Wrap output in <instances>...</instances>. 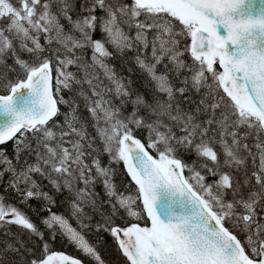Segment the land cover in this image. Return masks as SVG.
I'll return each mask as SVG.
<instances>
[{"label": "snow or ice", "instance_id": "6c2138e0", "mask_svg": "<svg viewBox=\"0 0 264 264\" xmlns=\"http://www.w3.org/2000/svg\"><path fill=\"white\" fill-rule=\"evenodd\" d=\"M105 236L264 264V0H0V264Z\"/></svg>", "mask_w": 264, "mask_h": 264}, {"label": "trees", "instance_id": "16d2710c", "mask_svg": "<svg viewBox=\"0 0 264 264\" xmlns=\"http://www.w3.org/2000/svg\"><path fill=\"white\" fill-rule=\"evenodd\" d=\"M117 63V67H119V62ZM106 159V158H105ZM121 172H122V166H121ZM118 181L120 179V177H117ZM33 204H35L36 202L33 201ZM27 211V209H26ZM53 211H58V212H62L64 211L63 208H54ZM29 215H32L31 212H29ZM33 220H36L37 223L39 222L37 220V218L33 215L32 216ZM15 231V229H13ZM26 239V237H25ZM88 239L90 241H95V236H88ZM106 243L105 245L100 249L102 255L104 256V259L108 262V264H124V259L123 257L119 254V252L116 250L114 243L111 240V237L105 236L104 237ZM53 249L56 251H62L65 252L69 255H73V256H80V253L76 251V249L67 244L66 241H61L59 239H57V241L55 242V244L53 245ZM83 258V257H81ZM86 264H88V262H86Z\"/></svg>", "mask_w": 264, "mask_h": 264}]
</instances>
